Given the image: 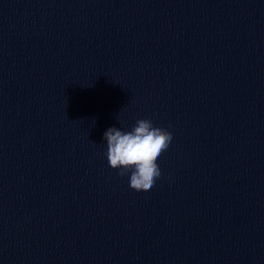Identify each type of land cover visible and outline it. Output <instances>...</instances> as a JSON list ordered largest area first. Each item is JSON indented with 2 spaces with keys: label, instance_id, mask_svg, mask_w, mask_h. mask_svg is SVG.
Returning <instances> with one entry per match:
<instances>
[{
  "label": "water",
  "instance_id": "water-1",
  "mask_svg": "<svg viewBox=\"0 0 264 264\" xmlns=\"http://www.w3.org/2000/svg\"><path fill=\"white\" fill-rule=\"evenodd\" d=\"M0 264H264V0H0Z\"/></svg>",
  "mask_w": 264,
  "mask_h": 264
},
{
  "label": "clouds",
  "instance_id": "clouds-1",
  "mask_svg": "<svg viewBox=\"0 0 264 264\" xmlns=\"http://www.w3.org/2000/svg\"><path fill=\"white\" fill-rule=\"evenodd\" d=\"M172 138L171 132L154 126L149 119H137L130 131L110 127L104 133L108 164L118 169L121 177L130 173L129 186L133 190L148 191L161 176L157 161Z\"/></svg>",
  "mask_w": 264,
  "mask_h": 264
}]
</instances>
